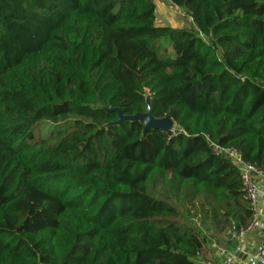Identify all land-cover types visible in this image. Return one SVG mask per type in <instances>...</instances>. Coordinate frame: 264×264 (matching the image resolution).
<instances>
[{"label": "trees", "instance_id": "trees-1", "mask_svg": "<svg viewBox=\"0 0 264 264\" xmlns=\"http://www.w3.org/2000/svg\"><path fill=\"white\" fill-rule=\"evenodd\" d=\"M0 0V264H200L252 212L264 170V0ZM168 114L142 132L118 114ZM222 203L210 229L153 181Z\"/></svg>", "mask_w": 264, "mask_h": 264}, {"label": "rangeland", "instance_id": "rangeland-1", "mask_svg": "<svg viewBox=\"0 0 264 264\" xmlns=\"http://www.w3.org/2000/svg\"><path fill=\"white\" fill-rule=\"evenodd\" d=\"M153 3L156 26H168L174 29L192 27L191 20L184 10L174 7L164 0H154ZM148 193L156 199L180 207L188 213L196 226L205 231L210 229L212 216L220 213L223 209L222 203L214 202L206 196L194 195L188 189H169L166 185L155 180L148 185Z\"/></svg>", "mask_w": 264, "mask_h": 264}, {"label": "built area", "instance_id": "built-area-1", "mask_svg": "<svg viewBox=\"0 0 264 264\" xmlns=\"http://www.w3.org/2000/svg\"><path fill=\"white\" fill-rule=\"evenodd\" d=\"M213 153L216 155L221 154L225 158L229 159V161L239 170L245 197L252 212L249 224L245 228L240 229L234 237L236 239H240L247 230L251 229H256L263 237L264 223H261L257 219V215L255 213V203L261 195L259 182L264 181V170L244 163L239 154L232 148L220 149L215 147ZM218 255L221 257V262L219 264H232L231 258L226 256L222 251H219ZM255 259L259 264H264V241H261L256 246Z\"/></svg>", "mask_w": 264, "mask_h": 264}, {"label": "crops", "instance_id": "crops-1", "mask_svg": "<svg viewBox=\"0 0 264 264\" xmlns=\"http://www.w3.org/2000/svg\"><path fill=\"white\" fill-rule=\"evenodd\" d=\"M259 185L261 195L255 203V213L257 219L264 223V181L259 182ZM261 241H264V236L262 237L256 229L247 230L240 239L234 236H230L229 240L224 237L212 239L200 264H219L221 262L219 251L229 256L232 264H251V261H256L255 248Z\"/></svg>", "mask_w": 264, "mask_h": 264}, {"label": "water", "instance_id": "water-1", "mask_svg": "<svg viewBox=\"0 0 264 264\" xmlns=\"http://www.w3.org/2000/svg\"><path fill=\"white\" fill-rule=\"evenodd\" d=\"M145 110L143 113L135 114L133 116H122L118 110H115L118 114V122L120 124L123 122H138L142 124V132L147 130H165L173 131L175 124L168 114L164 115L161 119H153L149 113V107L147 105V97L145 98ZM251 264H259L256 261H251Z\"/></svg>", "mask_w": 264, "mask_h": 264}]
</instances>
